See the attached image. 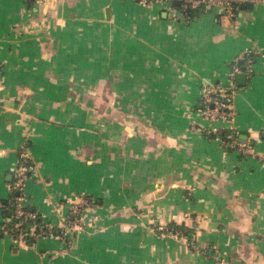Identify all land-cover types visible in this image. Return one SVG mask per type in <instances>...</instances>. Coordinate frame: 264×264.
<instances>
[{"label": "crops", "instance_id": "crops-1", "mask_svg": "<svg viewBox=\"0 0 264 264\" xmlns=\"http://www.w3.org/2000/svg\"><path fill=\"white\" fill-rule=\"evenodd\" d=\"M179 6L0 0V264H264V2L188 20ZM252 47L233 117L214 122L239 152L208 130L201 95ZM22 150V203L41 223L62 227L92 196L68 242L6 232Z\"/></svg>", "mask_w": 264, "mask_h": 264}, {"label": "built area", "instance_id": "built-area-1", "mask_svg": "<svg viewBox=\"0 0 264 264\" xmlns=\"http://www.w3.org/2000/svg\"><path fill=\"white\" fill-rule=\"evenodd\" d=\"M143 5H147L153 2L169 3L170 0H137ZM179 14L186 20L191 19L190 11L193 9H201L202 11L210 7H218L223 10V13L228 16H233L237 8L239 0H179ZM261 1L264 0H253ZM256 55H262V52L255 48H246L237 57L234 58L230 65L229 78L233 83L234 77L237 73L244 72L246 75L252 73V62ZM233 89L227 88H213L208 86L201 95V116L208 121L210 132L219 135V128L214 122L220 119H231L233 117V111L231 109ZM233 134H229V139H223L220 137L222 144L234 147L239 152H245L246 149L236 142V138L232 137ZM231 137L233 139H231ZM34 167L30 156L26 150H22L19 154V161L15 167V177L11 184V196L8 199L10 206L12 207V215L9 216L8 221L11 225L6 228V232L10 238L20 244H31L29 239H36L43 236H58L60 239L68 242L69 233L78 231L84 228L86 225L84 221V213L88 209H92L94 206V200L89 195L81 196L77 201H72L69 208V214L65 224L55 229L48 223L34 224L26 229V223L36 218V212L27 209L23 206L22 200L24 198V190L26 188L29 175L33 171ZM220 264H225L223 258H218Z\"/></svg>", "mask_w": 264, "mask_h": 264}, {"label": "trees", "instance_id": "trees-1", "mask_svg": "<svg viewBox=\"0 0 264 264\" xmlns=\"http://www.w3.org/2000/svg\"><path fill=\"white\" fill-rule=\"evenodd\" d=\"M26 1H32V0H26ZM200 12H202V10L201 9H193L192 11H190V14H191V16H195V15H198V14H200ZM219 135H220V137L221 138H223L224 140L225 139H229V134L226 132V131H223L222 133H219ZM224 146H226V145H224ZM226 147H228V146H226ZM2 212L5 214V215H8V216H10V215H12V207L10 206V204H9V202H8V200L6 199V200H4V202H3V205H2ZM37 216H36V218L35 219H33V220H30L29 222H27L26 223V229H28L29 228V226H31V225H34V224H38L40 221H39V216H38V214H36ZM11 225V222H9V224H8V227ZM173 229L174 230H178L179 232H183V230H185V231H187L184 227H183V229L182 228H178V227H175V226H173ZM184 233V232H183ZM29 241H30V243H32L34 240H33V238H31V239H29Z\"/></svg>", "mask_w": 264, "mask_h": 264}, {"label": "rangeland", "instance_id": "rangeland-1", "mask_svg": "<svg viewBox=\"0 0 264 264\" xmlns=\"http://www.w3.org/2000/svg\"><path fill=\"white\" fill-rule=\"evenodd\" d=\"M228 84H227V89L228 90H231L232 88H233V86H234V83H232L231 82V80L230 79H228ZM201 114V113H200ZM204 119V118H203ZM205 120V119H204ZM222 120H225V119H222ZM207 121V120H206ZM225 121H230V119H226ZM24 195H26V188H25V190H24ZM90 196V195H89ZM92 197V196H91ZM217 255V254H216ZM219 258V257H218ZM218 258H216L217 260H218ZM219 262V261H218Z\"/></svg>", "mask_w": 264, "mask_h": 264}, {"label": "water", "instance_id": "water-1", "mask_svg": "<svg viewBox=\"0 0 264 264\" xmlns=\"http://www.w3.org/2000/svg\"><path fill=\"white\" fill-rule=\"evenodd\" d=\"M244 80H245V73L244 72L237 74V81L238 82L242 83Z\"/></svg>", "mask_w": 264, "mask_h": 264}]
</instances>
